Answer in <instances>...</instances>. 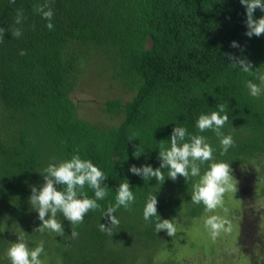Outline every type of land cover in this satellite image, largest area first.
Returning <instances> with one entry per match:
<instances>
[{
	"label": "trees",
	"instance_id": "obj_1",
	"mask_svg": "<svg viewBox=\"0 0 264 264\" xmlns=\"http://www.w3.org/2000/svg\"><path fill=\"white\" fill-rule=\"evenodd\" d=\"M44 2L0 0V27L6 30L0 43V264H11L7 249L22 232L30 248L44 241V264H177L159 259L167 249L166 231L156 233L154 223L143 219V209L148 194L154 193L160 217L174 219L178 226L176 213L192 181L166 177L159 184L129 169L158 168L160 144L170 147L176 126L205 136L218 161L261 164L264 94L250 95L246 81L259 82L234 67L227 54L264 72V34H245L246 8L240 0H48L53 30L33 11ZM20 9L24 19L16 25ZM262 16L264 11L257 8L254 17ZM13 26L22 30L21 37L11 35ZM233 41L240 47H231ZM95 66L93 78L113 80L112 86L117 82L132 91L127 100L102 99L99 110L107 118L116 115L117 121L79 115L81 103L74 93ZM221 103L229 115L222 131L235 141L223 156L215 133L196 128L199 115ZM139 145L143 151L137 158ZM77 150L106 174L108 195L82 224L71 225L58 213L63 237L35 232L42 222L29 203L32 186L44 183L40 172L53 158L70 159ZM207 167L202 165L201 173ZM162 171L167 176V169ZM126 179L136 201L130 211L117 210L120 223L109 236L99 231V224L109 223L103 212L115 204L116 190ZM84 190L94 197L92 189ZM203 209L192 204L187 212L198 215ZM71 228L78 238H71Z\"/></svg>",
	"mask_w": 264,
	"mask_h": 264
},
{
	"label": "clouds",
	"instance_id": "obj_2",
	"mask_svg": "<svg viewBox=\"0 0 264 264\" xmlns=\"http://www.w3.org/2000/svg\"><path fill=\"white\" fill-rule=\"evenodd\" d=\"M12 4L15 0H10ZM246 8V35L248 37H259L264 34V16L256 19L254 13L257 8L264 11V0H240ZM33 11L47 20L46 27L53 30L51 22L54 12L45 0L42 4L34 5ZM22 9L17 10L15 24L23 22ZM11 35L19 38L23 32L18 27L10 28ZM6 30L0 27V43L3 42ZM231 47H240L235 41ZM21 55H26V51L21 50ZM232 60L234 67H239L244 73L255 77L246 81V87L254 98H259L264 94V72L259 68L253 71V65L245 58H237L233 54H227ZM217 110L208 114H200L196 121V128L200 133L211 130L215 133L220 142V155H226L230 148L235 146V141L231 134L226 135L222 129L229 120L227 105L224 103L216 106ZM134 138H129L132 140ZM159 159L161 161L158 168L150 165L137 167L132 165L129 171L137 176H141L145 181L155 178L159 184H163L166 177L175 181L178 177H184L186 182L191 183V202L195 205H203L205 212L204 225L209 231V235L215 241L221 234H230L233 230L232 221L228 218L229 209L225 206V196L228 193L237 192L238 181L232 175L231 164L216 160L215 149L207 141V138L199 134H191L187 128L176 126L170 138V147L163 143L159 147ZM141 145L137 146L134 155L138 158L142 153ZM208 164L207 169L201 173V166ZM162 169H167V176ZM43 175L44 183L37 187L32 186L29 203L38 212V219L42 222L34 229L35 232L43 234L46 230L54 232L57 236H64L65 230L62 222L57 218L58 213L63 214L64 219L71 225H79L84 222V217L89 211L100 208L99 200H103L108 195V186L104 183L106 174L95 165L90 159H82L78 150L70 159L55 161V158L40 172ZM193 178H197L193 180ZM235 181V182H234ZM62 185L60 189L57 186ZM85 186L92 189L94 197H89L84 190ZM136 197L131 190L126 179L119 184L116 190L115 204L107 207L103 212V217L107 218L108 224H99V231L113 236L114 229L119 226V219L115 215L117 210L123 207L125 210H132ZM158 199L156 194L149 193L143 209V219L154 223L156 233L166 231L170 237H175L177 227L174 219H162L158 214ZM222 210L221 215L217 210ZM50 214V215H49ZM154 218V219H153ZM71 238L76 239L79 233L75 228H71ZM44 254V241H40L35 247L30 248L23 232L18 235L17 242L11 243L7 249L6 256L11 264H44L40 259Z\"/></svg>",
	"mask_w": 264,
	"mask_h": 264
},
{
	"label": "rangeland",
	"instance_id": "obj_3",
	"mask_svg": "<svg viewBox=\"0 0 264 264\" xmlns=\"http://www.w3.org/2000/svg\"><path fill=\"white\" fill-rule=\"evenodd\" d=\"M102 71L106 75L109 70ZM97 73V67H92L75 90L74 99L81 103L79 115L117 121L116 115H110L115 119L107 118L109 115L99 110L102 99L122 97L127 100L132 97V91L121 88L117 82L112 86L113 80L102 83L91 76ZM260 162L231 166L238 184L236 193L225 196L227 215L233 225L230 234H221L213 241L204 225V209L198 215H188L187 209L193 204L189 189L184 193L183 207L176 213L177 234L175 237L165 234L167 249L159 259L167 257L165 262L177 264H264V159ZM217 212L224 215L222 210Z\"/></svg>",
	"mask_w": 264,
	"mask_h": 264
}]
</instances>
